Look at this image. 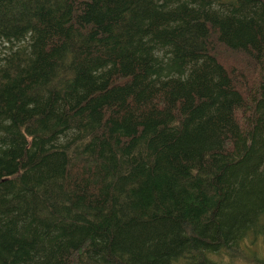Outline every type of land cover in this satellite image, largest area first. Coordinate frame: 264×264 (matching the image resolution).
Segmentation results:
<instances>
[{
	"label": "trees",
	"instance_id": "obj_1",
	"mask_svg": "<svg viewBox=\"0 0 264 264\" xmlns=\"http://www.w3.org/2000/svg\"><path fill=\"white\" fill-rule=\"evenodd\" d=\"M0 264H264V0H0Z\"/></svg>",
	"mask_w": 264,
	"mask_h": 264
}]
</instances>
